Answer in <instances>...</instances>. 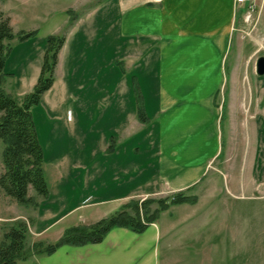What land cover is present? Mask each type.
<instances>
[{
  "label": "crops",
  "instance_id": "obj_1",
  "mask_svg": "<svg viewBox=\"0 0 264 264\" xmlns=\"http://www.w3.org/2000/svg\"><path fill=\"white\" fill-rule=\"evenodd\" d=\"M257 1L262 13L264 0ZM86 2L93 5L89 4L73 20L70 35L64 38L58 52V67L67 61L70 44L76 38H86L93 44L103 34L108 41H116L115 44L125 40L131 72L145 67L142 81L150 83L152 78L156 83L151 98L157 109L147 116L145 123L135 122L133 117L129 125L121 128V135L130 140L140 133L144 141L150 140L151 174L134 181L126 170L125 179L119 181L111 168L96 167L104 183L95 190H88L86 185L82 192H86L84 199H88L79 205L90 209L86 213L88 218L96 213V221L106 216L105 211H116L134 198L163 197L190 188L188 194L195 200L170 205L141 232L114 227L99 242L70 245L93 251V254L86 252L87 256L77 252L75 262L81 263L85 258L86 264H251L245 218L241 219L236 211L238 207L231 206L226 197L241 196L237 191L246 184L243 177L250 180L254 191L262 193L264 177L253 180L247 174V166L257 163L258 175L264 167L260 161L252 162L244 143L239 153L233 147L235 162L240 164L238 173L230 175L228 169L210 171L211 164L219 157L224 163L232 158L230 143L223 153L219 148L216 132L223 118L234 125H248L250 130L264 129V73L255 72V59L243 58V44L237 39L233 45L230 43L235 27L243 23L245 6L234 5L233 0H85L83 3ZM149 65L156 66L154 76ZM120 92L131 91L123 85ZM141 94L145 103L144 98L149 97ZM66 171L65 180H68ZM220 174L225 185L224 198H217V185L212 186ZM61 177L58 174L56 181ZM96 191L106 197L93 199ZM44 218L46 214L38 210L34 216L33 210L29 220L33 236L49 228L39 226ZM253 258L254 263L257 260L255 264H261L257 255Z\"/></svg>",
  "mask_w": 264,
  "mask_h": 264
},
{
  "label": "rangeland",
  "instance_id": "obj_2",
  "mask_svg": "<svg viewBox=\"0 0 264 264\" xmlns=\"http://www.w3.org/2000/svg\"><path fill=\"white\" fill-rule=\"evenodd\" d=\"M84 1L0 0V11L8 18L14 33V37L6 41L8 53L4 59V72L8 74L4 88L12 97L20 98L31 91L38 80L47 77V72L41 71L47 53L44 38L47 35H63L67 39L74 23L69 17L76 18L88 9L89 4L93 5L89 2L85 4ZM67 9L71 10L70 15H67ZM262 14L264 11L262 13L259 11L258 1L255 0L250 17L242 19L243 23L237 25L232 32L230 43L233 45L237 39L243 44L241 54L243 53L244 59L256 60L257 57L264 56ZM22 32L30 34L19 39L17 34ZM106 37L105 34L101 35L96 44L86 38H76L74 44H70L67 61L63 62L61 68L58 67L60 49L58 50L52 79L40 94L39 101L31 108L37 140L42 150L43 174L48 193L46 197L36 199L35 206L34 204L23 206L14 202L0 189V234L3 227L20 219L27 223L28 245L35 240L54 242L62 234V230L72 226V223L88 225L94 221L96 213L92 218H88L86 213L90 209H83L84 205L79 204L88 199H84L87 194L82 192L86 185L88 190H95L100 189L104 183L99 178L96 167L111 168V173H117L119 181L125 179L126 170L129 178L133 177L134 181L146 179L153 171L150 140L144 141L143 133L130 140L121 135V128L129 125L133 117L135 122L145 123L146 119L152 116L157 109V103L151 98L156 83L152 78L150 83L142 81L141 76L146 73L145 67H138L139 69L131 72L132 68L126 57L127 41L120 40L115 44L116 41H108ZM250 48L256 50L251 51ZM231 54L232 50L230 58ZM148 67L154 76L157 72L156 66ZM123 85L130 88L129 94L120 92ZM141 89L149 97L144 98L145 103ZM141 111L145 117L143 120L139 116ZM219 118L220 116L218 122ZM247 127L239 123L234 125L226 122L224 118L218 123L216 133L219 137V148L223 153L230 143L229 153L232 158L231 162L224 163L221 161L222 157H219L211 164L210 171L229 170L232 172L230 175L238 173L240 164L235 162L233 147L236 146L235 150L239 153L244 143L252 162L254 159L256 162L260 161L264 167V129L250 130ZM1 148L0 143V153ZM247 167V174L253 180L257 181L264 177V168L258 175L257 163L249 164ZM65 171L69 174L68 180H65ZM58 174L62 176L60 181H56ZM243 174H246V171ZM242 179L243 182L246 179V184L237 191L241 196L236 199L226 197L221 174L214 180L215 184L212 186L217 185V198L226 197L231 206L238 207L236 211L239 212L241 219L245 218L248 261H251V264L257 263V260L254 263L253 258L257 255L261 264H264V190L262 193L256 192L250 180L247 181L246 177ZM29 194L32 195L31 190ZM101 197L106 196L99 195L97 191L93 193V199L98 200ZM144 198L146 197L134 199L141 201ZM33 210L34 216L38 210L41 214H46L45 220L41 219L39 226L49 227L38 236L36 234L33 236L29 222ZM113 212L110 210L104 213L108 216ZM77 248L61 245L49 255L31 254L18 264H86L85 258H82L81 263L75 262V254L81 252L87 256L86 252L93 254V251Z\"/></svg>",
  "mask_w": 264,
  "mask_h": 264
},
{
  "label": "trees",
  "instance_id": "obj_3",
  "mask_svg": "<svg viewBox=\"0 0 264 264\" xmlns=\"http://www.w3.org/2000/svg\"><path fill=\"white\" fill-rule=\"evenodd\" d=\"M71 10L67 9V15ZM70 20L75 18L70 16ZM18 33V32H17ZM30 32L17 34L19 39ZM14 33L8 18L0 11V189L17 204L27 206L36 204V199L47 196L48 189L43 174V155L34 128L31 108L39 101L40 94L47 88L52 79L53 67L57 52L63 41V35H47L46 55L41 71L47 77L32 87L31 91L15 99L4 88L7 73L4 72V59L8 53V44ZM40 71V72H41ZM42 73V72H41ZM145 119L143 112L139 113ZM190 188L169 195L153 198L146 197L141 201L130 199L118 210L88 225H72L65 228L62 234L51 243L43 240L32 241L27 238V223L16 219L1 229L0 264H18L29 255H49L61 245H82L99 242L114 227H124L134 232H141L152 222L157 214L173 204L193 202L195 197L188 194ZM32 191V195L29 194ZM154 204V206H151Z\"/></svg>",
  "mask_w": 264,
  "mask_h": 264
},
{
  "label": "built area",
  "instance_id": "obj_4",
  "mask_svg": "<svg viewBox=\"0 0 264 264\" xmlns=\"http://www.w3.org/2000/svg\"><path fill=\"white\" fill-rule=\"evenodd\" d=\"M234 5H244L245 11L243 13V19L246 20L250 17L255 7V0H233Z\"/></svg>",
  "mask_w": 264,
  "mask_h": 264
},
{
  "label": "water",
  "instance_id": "obj_5",
  "mask_svg": "<svg viewBox=\"0 0 264 264\" xmlns=\"http://www.w3.org/2000/svg\"><path fill=\"white\" fill-rule=\"evenodd\" d=\"M255 72L259 75L264 73V56H259L256 58Z\"/></svg>",
  "mask_w": 264,
  "mask_h": 264
}]
</instances>
